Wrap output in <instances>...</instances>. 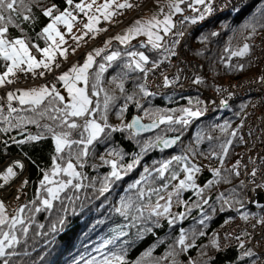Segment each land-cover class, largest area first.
<instances>
[{
	"label": "trees",
	"instance_id": "1",
	"mask_svg": "<svg viewBox=\"0 0 264 264\" xmlns=\"http://www.w3.org/2000/svg\"><path fill=\"white\" fill-rule=\"evenodd\" d=\"M255 2L253 8L251 5ZM53 3L57 4L60 10L67 6L64 0H39V3L33 7L35 22L32 25H24L27 35L32 37L34 42L36 34L50 22L49 18L42 15L41 10L50 7ZM204 7L200 5L199 10L205 18L198 19L199 26L193 30L191 29L193 23L190 20L185 21L184 17H197L199 13L193 9H190L191 13L187 11L178 13L174 17L176 27L173 29V34L166 37V41L171 46L172 41L183 38L190 59L200 62V87L203 90H218L227 83L257 72V68L249 62L247 56L229 59V53L225 52V48L236 50L244 43H249L252 48L264 31V27L259 26L264 24V0H248L242 7L219 15L205 13ZM252 24L257 26L255 35H252L250 27H246ZM10 32L13 36L21 34L17 29H10ZM178 33L183 34L176 35ZM212 33L217 35L213 36ZM146 42L144 38H134L129 45L115 41L96 57L94 66L89 70L90 76H94L95 72L99 71L100 63H106L103 60L105 55H110L114 51L121 52V57L103 74L102 86L109 95L116 97L108 112V123L112 127L121 125L124 131L112 132L110 139L102 138L91 146V155L86 158L85 167L78 169L86 177L82 180L85 187L78 192L69 190L67 196L71 199L65 198V194L62 193V202L54 201L51 210L30 213L32 221L26 222L29 232L27 236L17 232L21 243L16 246L17 255L11 258L10 264H89L93 258L99 261L103 256L113 252L123 255L126 264H155V261L165 256L171 247L179 250L176 242L181 229L185 230L186 242L194 241V246L186 253L181 252L178 257L181 264H189L190 260L195 261L196 264H261L256 255L244 256L238 249L239 244L222 246L221 242H218L219 233L225 227H229L237 217L247 215L249 220L261 213L260 207L250 204L246 197L241 175L244 168V143L236 128L247 102L236 100L227 108L206 115L198 90L171 91L156 95L147 89L146 76L139 71L128 72L127 77H118V73L127 71L122 68L129 59L126 56L127 51H143L151 58V62L165 60L164 56L151 50L150 45L146 48L140 47L141 43L146 44ZM39 43L41 47L44 46L43 41ZM176 45L177 43L173 48L175 53ZM173 57L175 55L169 54L167 59ZM237 65H243V68L240 69ZM114 77L118 78L113 81ZM121 79L124 84L123 92L117 87ZM139 85H144L150 95H144ZM128 96L133 99L128 101ZM102 97L103 93H101V101ZM21 107L28 106L17 105L18 109ZM0 108H4V115H7V109L1 104V98ZM184 109L201 111L202 115L188 118L187 124L162 123L161 129L146 136L136 135L126 127L134 116H139L148 122L168 116L178 120L185 117ZM18 114L31 115L30 112L12 115L16 117ZM45 122L47 121H40L41 124ZM13 123H16L15 119ZM0 128L9 129L0 132V164L5 161V153L20 156L27 163L26 198L22 205H17V209L23 205L31 208L33 206L31 202L36 200L40 193L39 182L43 173L49 172L52 168V157L56 155L54 142L50 136H47L38 142L17 144V141L26 140L28 135H35L41 131L33 124H24L20 128H15L0 121ZM108 131L110 129L106 130ZM232 133H235V136ZM168 136L181 137V141L171 151L164 150L160 145L161 142H158V138L163 140ZM228 140H231L232 144L221 164L220 145ZM174 157H187L186 162L189 164L190 161L202 164L206 161L211 171L203 172L201 177L195 180L196 189H183L179 195H175L178 203L172 205L169 215L133 221L132 217L139 216L135 210L137 204L148 205L143 212V216L147 217L150 208L160 200L159 196L165 197L163 194L165 190L173 189L180 179L185 178V173L181 171L185 161L177 162ZM104 161L117 163L121 170V179L112 180L110 183L105 180L110 176L112 169L111 164ZM134 161L132 169L125 171L127 165ZM237 161L240 162L236 169L240 172L239 176L228 171ZM168 162L171 163L165 173L166 179H161L156 170ZM217 168L221 169L220 177L213 175V170ZM145 169H148V172H145ZM172 173L177 174L176 180L170 179ZM142 177L147 179L142 180ZM225 177L227 180L224 179ZM137 180H142L141 184L136 188L131 187ZM209 181L218 182L208 185ZM105 183H108V190L101 194L100 190ZM163 184H167V187H161ZM140 189L145 191L143 200L137 199ZM149 189H159V192L149 196ZM199 189L203 191L198 195ZM173 190L176 193V188ZM221 194L223 199H218ZM129 199L135 202L133 208L127 217L121 216L116 209L122 207V203ZM205 200L208 201L207 204L204 203ZM224 200H228L229 203L224 204ZM181 213L184 214L183 218H180ZM172 217L177 219L175 224L170 226L168 220ZM157 220L159 226L155 223ZM201 220H204L203 224L200 223ZM121 231L125 235L120 236L113 244L104 246L106 240L116 237ZM201 232L204 233L203 236L200 235ZM247 236V234L242 235L241 239H247ZM213 240L218 242L219 247L213 246ZM261 244L264 245V241ZM149 251L151 256H146ZM161 264H169V262L162 261Z\"/></svg>",
	"mask_w": 264,
	"mask_h": 264
},
{
	"label": "snow or ice",
	"instance_id": "2",
	"mask_svg": "<svg viewBox=\"0 0 264 264\" xmlns=\"http://www.w3.org/2000/svg\"><path fill=\"white\" fill-rule=\"evenodd\" d=\"M67 5L63 10H60L59 6L53 3L50 7L42 8V15L49 18L50 22L43 27L42 31L36 34L35 42L32 37L27 35L24 28L25 24L32 25L35 22L36 17L33 15V7L39 3V0H0V66L4 68V71L0 73V87H5L15 83L18 79V74H29L33 76L44 77L46 72L50 73L54 68H60V63L57 62V55L67 59L69 49L64 47L67 43L65 40L66 34H71L73 27L78 22V17L83 16L87 22L83 23L82 35H73L72 39L76 41L77 46L79 42L84 39L89 33L96 34L106 29L99 28L98 25L101 21L111 22L113 17L122 14V10H130L140 5L135 0H104L103 3H97V0H64ZM187 2L188 7L193 8L195 5H203L205 13H211L212 0H156L157 11H155L147 19L141 18L133 22L123 34L117 35L114 39L118 40L122 45H129L130 42L137 36L147 37V42L141 43L140 47L146 48L151 46V50L157 51L160 55L164 56V59L168 58V55H175L173 48L178 41H172L171 46L166 41V37L173 34V29L176 27V23L173 20V16L178 13H182L184 9L182 4ZM193 11L199 13L197 17H184L185 21L190 20L191 23H197V20H203L204 14L200 13L198 8H193ZM184 21H181L183 23ZM264 27V24L259 25ZM252 30V35L256 34L257 26L255 24L247 25ZM67 30V33L62 31ZM10 29H17L21 33L18 36L11 35ZM178 33L176 35H182ZM213 36L217 33H212ZM248 39V38H246ZM39 41H43L44 46L41 47ZM106 43L110 44L111 40ZM74 52L75 49H72ZM105 49H96L92 53H88L87 58L83 65H73L68 71L63 72L55 79L57 82H62L63 88L66 91V96L61 93L56 84L49 86H40L38 88H30L28 90L17 89L19 95L16 92L9 91L6 94L7 100V115H4V108H0V121L7 123L10 127L20 128L24 124H33L37 128L41 129L35 135H28L26 140H20L16 143L23 145L26 142L41 141L47 136H50L55 145V153L52 157V168L49 172H44L42 179L40 180V193L37 199L32 201V207L23 205L14 210L13 213H8L6 205L3 201H0V264H10L12 257L17 255L16 246L21 243V240L17 236V232L24 236H27L29 232V226L26 222L32 221L30 213H39L45 210H51L54 207V201H61V194H65V198L71 199L67 196L69 190L76 192L80 191L85 185L82 180L86 177L82 171L85 167L86 158L91 155V146H94L95 142H99L102 138H111L112 132L124 131V128L117 126L112 127L108 123V112L116 97L109 95L108 91L102 86L103 74L107 71L108 67L112 66L113 62H116L121 57V52L114 51L110 55H105L103 60L106 63L99 64V71L95 72L94 76H90L89 69L95 63V57L100 56ZM251 51V45L244 43L242 47L236 50H231L226 47L225 52L229 53V59L231 57H245L249 55ZM39 55V59L37 58ZM126 56L129 58L127 62L122 65V73H118V77H127L128 72L139 71L147 76L148 72L154 68L159 67V63L162 61L153 60L152 69L145 66L149 63V56L145 55L143 51H127ZM242 69L243 65H237ZM43 69L41 71H38ZM118 77H114L115 81ZM196 83L201 81L197 78ZM165 83H168L167 77H165ZM121 92L124 91L123 79L117 85ZM140 91L144 95H150L145 90L144 85H139ZM101 93H103L102 101L100 99ZM133 97L128 96L127 100L131 101ZM14 100L19 101L21 107L16 108L12 102ZM227 107V102H223ZM127 105H125L126 107ZM124 109L122 108L121 111ZM30 112L31 115H17L13 117V113ZM185 117H181L178 120H173L171 116L161 117L159 123H177L187 124L188 118L199 117L202 115L201 111H192L190 109H184ZM15 119L16 123H13ZM41 120L47 122L41 124ZM154 122L149 127H156ZM128 129H137L138 131L147 130V128L140 124V121L134 120L131 124L126 126ZM110 131L106 132V130ZM8 128H0V132L8 131ZM235 136V133H232ZM176 139H164L158 142H162L165 148L174 145L177 142ZM232 144L231 140L226 141L220 145L221 153L220 162L223 164L224 157L228 155L229 147ZM152 146V145H150ZM103 160V158H101ZM177 162L185 161L182 172L185 173V178L180 179L176 185V195L183 189H196L195 174L199 173L201 169L194 163H187V157H174ZM59 161V162H58ZM104 163L111 164V173L105 180L109 183L112 180L121 179V170L115 161H104ZM164 163L157 173L161 179H166L165 173L169 168V164ZM135 161L132 164L127 165V170H131ZM240 162L237 161L233 165L231 172H234L236 176L240 175V172L236 169L239 167ZM14 168L23 169L24 164L20 161L14 162L8 166L6 170L0 175V179L4 181V184H0V188H3L14 177L17 176V172ZM148 172V169H145ZM213 175L216 177L221 176V169L217 168L213 170ZM257 175L256 169H253L250 173L252 178ZM147 177H142V180H146ZM171 180L177 179V174L172 173ZM227 180V177L224 178ZM142 180H137L131 187L136 188L141 184ZM218 181H209L208 185ZM25 183H27L25 181ZM208 185H205L207 187ZM161 187L166 188L167 184H163ZM108 190V183H105L101 188V194ZM203 189H199L197 194L199 195ZM158 193L159 189H149V196L152 193ZM173 193H169L165 204L161 205L159 200L155 206L151 207L147 217L143 216V212L148 205L137 204L136 212L139 216L132 217L133 221L144 218L151 219L152 217H165L170 214L171 199ZM19 197H17L18 199ZM145 198V191L140 189L137 194L138 200ZM159 199H165L163 196H159ZM218 199H223L221 194ZM224 204H228V200L223 201ZM134 201L129 199L127 202L122 203V207L117 208L121 216L127 217L129 211L133 208ZM208 203L207 200L204 201ZM39 204V206H37ZM162 209V210H161ZM223 210V208L221 209ZM183 213L180 214V218H183ZM177 217H172L168 220L170 226L174 225ZM207 219V217H205ZM244 220H247V215L243 216ZM156 225L159 226L157 220ZM201 224L204 220L200 221ZM260 223L264 224V218L260 220ZM43 227V225H40ZM151 231V229H147ZM125 235L123 231L119 232L116 237L106 240L104 246L113 244L120 236ZM204 235L203 232L200 233ZM237 240L241 237L237 236ZM187 236L185 230L181 229V234L177 240L179 250L176 247L171 249L165 254V256L155 261V264H161L162 261H168L169 264H181L178 259L181 252H187L194 246L192 243L186 242ZM214 247H219L216 240L212 241ZM240 248H244V243L241 241ZM99 251V249H97ZM151 256V251L145 254ZM244 256L252 257L255 255L251 249L243 253ZM89 264H126L123 255L115 252L110 255L103 256L101 260L97 261L93 258ZM189 264H196L195 261H189Z\"/></svg>",
	"mask_w": 264,
	"mask_h": 264
},
{
	"label": "built area",
	"instance_id": "3",
	"mask_svg": "<svg viewBox=\"0 0 264 264\" xmlns=\"http://www.w3.org/2000/svg\"><path fill=\"white\" fill-rule=\"evenodd\" d=\"M148 1L150 0H135V2L140 6L134 7L128 11L129 14L135 15L133 17L131 16L133 19L142 17L145 14V8L149 3ZM247 1L248 0H212L211 13L213 15L225 14L242 7ZM197 26H199V23L193 24L191 29L193 30ZM177 52H179V50H177ZM183 52L185 51L180 50V52L177 53V57L180 59L176 62L177 67H174L173 65L174 68H172V70H174V73L172 75L170 74V71H167L166 67L163 68V70H160L159 73L158 68H154L148 72L145 81L146 86L150 89V91L162 93L170 89L176 91L200 90V87L194 86L199 85V83L195 82L197 78H195L194 69L192 67L193 65L190 64V60L185 58L186 55L183 57ZM249 59L253 66H257L258 68L260 66L262 67L261 70H263L262 73L264 75V32L254 43L252 54L249 55ZM168 65H170V62H168ZM19 75L20 78L18 79H22V76L26 79L33 77L31 73H29V76L31 77L25 76L27 74ZM165 77H167L168 80L167 84L165 83ZM18 79L15 80V83L7 85L6 87L14 90L27 81L25 79ZM255 95L259 100L257 99L258 101L253 103V97ZM204 96H206V98H203V106L205 107L207 114H213L219 108L225 107L223 104L225 101L227 102V106L236 100L247 102V106L237 127L238 130L243 129V132L240 130V137L242 136L241 138H243L245 134L247 135L246 138H243L244 147L247 152H244L243 154L244 168L241 172L243 182L245 173V179H250V181L246 180V182H244L246 197L249 199L251 204L260 207L261 213L249 220L236 218L229 227H225L223 230L228 229L226 232L227 235H231L230 238L235 240H237V236L241 237L242 235L247 234L248 238L245 239L246 242L250 241L253 243L252 249L254 250V253L259 256L261 264H264V245L261 244L264 241V236L260 235L261 232L264 233V224L260 223V220L264 218V196L261 197V191L255 192V189H258V183L254 184L256 183V177H259L260 174H263L264 176V77H243L221 86L218 90H203L202 97ZM13 106L15 107V105ZM253 166L256 168H252ZM253 169H256L257 171L255 178L250 176ZM261 169H263V171H261ZM260 182L262 181L260 180ZM263 182L262 185L264 187ZM252 235L256 237V240H251ZM229 241L232 243L231 239H229ZM238 241L241 242L240 240ZM258 245H260V247ZM250 246V244H247L243 249H251Z\"/></svg>",
	"mask_w": 264,
	"mask_h": 264
},
{
	"label": "rangeland",
	"instance_id": "4",
	"mask_svg": "<svg viewBox=\"0 0 264 264\" xmlns=\"http://www.w3.org/2000/svg\"><path fill=\"white\" fill-rule=\"evenodd\" d=\"M103 2H104V0H97V3H103ZM120 2H123V0H120ZM148 2L149 3L147 4V6L145 8V14L142 17L133 19L132 17L135 16V15L134 14H132V15L129 14L128 11H130V10H122V14L121 15H118L116 17H113V19H112L111 22H106V21H103V20L101 21V23L98 25V27L99 28H102V29H106V31H101V32L96 33V34L89 33L87 36L84 37V39H82L79 42V46H77V43H76V41H74L72 39V36L73 35H76V36L82 35L83 31H85L83 29V23H86L87 22L86 18H84L82 15L79 16L78 17V22L73 27L72 33L65 35V40L67 41V43L64 45V47H67L69 49L67 59H64L63 57H60L59 55H57V62L60 63L61 67L59 69L58 68H54L53 71L50 72V73L46 72V74H45L44 77L35 76V78H34V76L31 77V76H29V74H27L25 76L31 77V78L26 79L24 76L21 75L23 77V78L22 77L21 78L22 79H25L27 81L23 85L17 87L15 90L8 89L6 86L5 87H0L1 104H3V105L5 104L4 107L7 106V101H6L7 91L8 92L9 91H12V92H15L16 91V94L19 95V92H17V89H20V90H28L30 88H38L40 86H49L50 87L52 84H56V86H57V84H60V86H57V88L61 91L62 94H64L66 96L67 94H66V91L63 88L62 82H57L56 79H55V77L56 76H59L63 72L68 71L73 65H83V63L85 62V60L87 58L88 53H92L96 49H107L108 46L110 47L113 44V42L118 41V40L114 39V37L117 36V35L123 34L124 31L129 26H131L135 20L141 19V18L147 19L148 17H150L158 9L156 7V0H150ZM255 5H256V2L254 4H252L251 6L254 8ZM199 6L200 5L193 4V8H198L199 9ZM181 7L184 9L183 12H186L187 11V12L191 13L192 12L191 10L193 9V8L188 7L187 2L185 4H182ZM176 15L177 14H175L173 16V20H174V17ZM189 18H191V16H189ZM174 22H175V20H174ZM62 31H64V32L67 33V30L66 29H63L62 28ZM263 32L264 31H262V33ZM135 38H144V39L147 40V37H145V36H137ZM109 40H111V43L110 44L106 43ZM183 41H184V39L183 38H180V40L178 41V43L176 45V51L177 50H179V52H180V50H184L185 51V52H183V57H185V55H186L185 58L187 60H190L191 61L190 64L193 65L192 67L194 69L193 71L195 73V78H198L201 81V78H200L201 77V75H200V73H201V65H200V62L199 61H196V60H193V59H190V57H189V51L187 50V46H185V44L183 43ZM181 42H182V44H181ZM72 49H75V51L73 52ZM252 50H253V46L251 48V51H250L249 55L252 54ZM179 52H177V53H179ZM145 55H147V54L145 53ZM249 55H247V59L250 62ZM178 59H180V58H178L177 56H176V59L175 58L171 59L170 60V65H168V59H166L165 62L161 60L162 62H160L159 63V67H157L158 68V73H159L160 70H163V68L166 67L167 68V71H170V74L172 75L174 73L173 72L174 70H172V68L177 67V63L176 62H177ZM95 61H96V57H95ZM171 61H172V63H171ZM173 65H174V67H173ZM151 66H152V64H151V58H149V63L145 67L146 68H150ZM254 67L257 68V72L254 73V74H251V75H246V76H244V78L245 77H251V76L264 77V75L262 73L263 70H261L262 67L261 66L259 68L257 66H254ZM41 70H43V69H40L38 71H41ZM3 71H4V69L3 68H0V73H2ZM18 78H20V75L19 74H18ZM22 79H18V80H22ZM200 85H201V82L199 83V85H194V86L200 87ZM198 91H200L201 100L203 102V98H206V96L202 97L203 88L200 87V90H198ZM257 99L258 98L255 95L253 97V103L255 101H258L259 100V99L258 100ZM14 102L19 103V101H17V100H14L12 103H14ZM258 103H257V105H258ZM16 108H17V106H16ZM204 109H205V107H204ZM205 112H206V110H205ZM117 126H120L121 127V125H116L115 127H117ZM161 128H162V125L158 128V130L161 129ZM236 129H237L236 132L239 135L241 134V132H243V129H240L241 132H240V130H238V128H236ZM157 131H155V132H157ZM155 132H153V133H155ZM153 133H150V134H153ZM146 135H149V134H146ZM146 135H141V136H146ZM246 137H247V135L245 134V136L243 138H246ZM243 138H242V141L244 140ZM244 152H247L246 149H245V147H244ZM4 157H5L4 163L3 164H0V175L3 174V172L6 170V168L8 166L12 165L16 161H20V162H22L24 164V168L23 169H19V170L16 171L17 172V176L14 177L11 181H9V183L7 185H5L3 188H0V192L3 189H8V190L16 189L17 190V195H13L9 199H4L1 196V193H0V201H3L4 202V204L6 205L7 212L11 214V213H13L14 210L17 209V204L22 205L24 203L25 198H26V193H25L26 183H25V181L27 182V174H26L27 164H26V161L24 160V158H22L20 156H12L9 153H5ZM191 163H193V161H190V164ZM194 164H196V166H198L201 169V171L199 173H196L195 174V180H197V178L201 177V175H202L203 172L211 171L209 169L208 162H206V161L203 164L202 163H194ZM252 168H256V167L253 166ZM251 169H249V170H251ZM14 171H15V169H14ZM261 171H263V169H261ZM241 175H242V172H241ZM18 176H20V178ZM245 176H246V173L244 174V182H246V180H249L250 181V179H248V178L245 179ZM256 178L258 180L256 179L255 180L256 183H254V184H257L258 183V189H255V192L261 191V193H262L261 194V197H263L264 196V187L262 185V182L264 180V176H263V174H260L259 177H256ZM17 179H18V181H16ZM260 180L262 182H260ZM0 184H4V181L2 179H0ZM175 188H176V186L173 187V189H175ZM173 189L170 188V189L165 190V192L163 193L165 195V197H164L165 199H160L159 200V203L161 205H163V204L166 203L169 193H173L172 199H171V208H170V211L173 208V206L178 203V198L175 197L176 194L174 193L175 190H173ZM17 197H19V198L17 199ZM227 230H222V232L219 233L218 242L219 243L221 242L222 246L225 245V244L227 246L228 244H231L230 241H229V239H231L232 240L231 241L232 244H239L240 245L241 242H239L238 240H235L233 238H230L231 235H229V236L227 235V233H226ZM254 235H256V234H254ZM254 235L251 236V240H256V237ZM260 235L264 236V233L261 232ZM241 241L244 243V248H245V246L247 244H250L251 245L250 246L251 247V251L252 252L254 251L252 249V246H253V243L252 242H250V241L246 242L245 239L244 240L241 239ZM238 249H240V248H238ZM240 251L243 254L247 250L241 248Z\"/></svg>",
	"mask_w": 264,
	"mask_h": 264
},
{
	"label": "water",
	"instance_id": "5",
	"mask_svg": "<svg viewBox=\"0 0 264 264\" xmlns=\"http://www.w3.org/2000/svg\"><path fill=\"white\" fill-rule=\"evenodd\" d=\"M137 119L140 121V124H141V125H143V126H145V127L147 128V130L138 131V130L135 129V128H134V129H131L136 135H146V134L153 133V132L157 131L158 128L161 126V123H159V120L151 121V122H147V121H144V120H143L141 117H139V116H134V117L132 118V120L130 121V124H131L134 120H137ZM154 122L157 124V126H156V127H149V126L153 125ZM177 137H179V139H177V142H176L174 145H171V146L165 148V147L163 146V143L161 142V143H160L161 147H162L164 150H166V151H171V150H173V149L176 147V145L178 144V142L180 141L181 137H180V136H168V137L165 138V139L171 140V139H176ZM163 140H164V139H163Z\"/></svg>",
	"mask_w": 264,
	"mask_h": 264
},
{
	"label": "bare ground",
	"instance_id": "6",
	"mask_svg": "<svg viewBox=\"0 0 264 264\" xmlns=\"http://www.w3.org/2000/svg\"><path fill=\"white\" fill-rule=\"evenodd\" d=\"M14 169L15 171L19 170L18 168H14ZM18 177L20 178V176ZM18 179L16 181H18ZM0 193L4 199H9L11 196L17 195V190L16 189H13V190L3 189Z\"/></svg>",
	"mask_w": 264,
	"mask_h": 264
}]
</instances>
